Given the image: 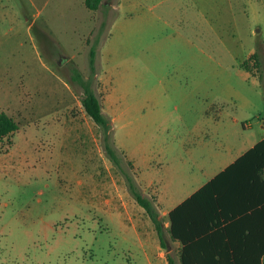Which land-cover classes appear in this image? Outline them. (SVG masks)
Masks as SVG:
<instances>
[{"label":"rangeland","instance_id":"rangeland-1","mask_svg":"<svg viewBox=\"0 0 264 264\" xmlns=\"http://www.w3.org/2000/svg\"><path fill=\"white\" fill-rule=\"evenodd\" d=\"M75 71L159 211L161 170L141 177L129 153L161 169L164 127L208 118L264 133V0H0V111L18 125L0 139V264H134L124 219L149 217L105 153Z\"/></svg>","mask_w":264,"mask_h":264},{"label":"crops","instance_id":"crops-1","mask_svg":"<svg viewBox=\"0 0 264 264\" xmlns=\"http://www.w3.org/2000/svg\"><path fill=\"white\" fill-rule=\"evenodd\" d=\"M208 119L206 125L192 123V128H187L183 133L170 134L168 127H164L166 133L161 135V169L154 168L150 164L141 167L138 159L127 151L134 161L135 168L140 171L141 177L158 169L161 170L159 179L161 193L156 201L161 205L159 212L164 223L166 253L173 258L174 264H181V254L185 247L188 264H197L202 249L207 248L204 240L206 233L201 235V231L210 225V217L207 216L205 195L198 196L181 208L176 217L179 219L178 229L188 239L184 246L180 240L170 236L169 211L184 202L217 173L227 168L264 138V133L257 135L255 131L250 130V123L242 124V128H238L236 118H220L217 121ZM260 128H264V120ZM169 150L175 151L172 162L167 158ZM244 165L240 164L233 168H245ZM260 177L264 180V167ZM248 187L245 184V188L235 190L232 196V200L235 201L234 206L238 204V209H244L250 202L257 205H254L252 214L243 213L240 216L242 220L234 225L230 223L232 228L229 232L238 238L235 244L238 253L247 254L249 259L252 258L253 264L257 263L256 261L258 264H264V208L261 205L264 195L259 187L252 192ZM142 188L145 192V187ZM123 224L132 231L135 238L127 247L133 251L131 263L165 264L163 260L165 251L159 243L157 233L153 234L154 229L149 218L139 216L135 218L129 215L124 219ZM141 227L146 229L145 232ZM214 260L210 258L208 264H214Z\"/></svg>","mask_w":264,"mask_h":264},{"label":"trees","instance_id":"trees-1","mask_svg":"<svg viewBox=\"0 0 264 264\" xmlns=\"http://www.w3.org/2000/svg\"><path fill=\"white\" fill-rule=\"evenodd\" d=\"M100 2L101 0H84L85 6L91 10L96 9L100 5ZM94 55L95 50L91 47L89 50V66L92 72L94 71ZM73 78L82 88L80 102L83 109L101 130L105 153L113 164L121 171L129 194L136 203L143 208L153 223L160 245L166 248L167 245L164 239L163 219L152 199L140 190L130 172L123 168L118 149L111 141V131L113 130L112 121L103 112L100 100L90 85L91 81L84 79L78 71L74 72ZM17 128L18 125L13 118L6 112L0 111V139L13 133ZM240 164H245V168H233ZM263 167L264 138L255 143L248 151L227 168L217 173L194 194L184 200V202L169 211L170 236L173 239L180 240L185 246L188 239H186L178 229L179 219L176 217V214L191 200L200 195H205V205L208 210L207 216L210 217V225L207 226V229L204 228L201 231V235L206 233L204 240L207 248L202 249V255L199 260H197V264H208L210 258L215 259L214 264H253L252 258L249 259L247 254L244 255L236 251L235 244L238 238L232 236L229 231L230 228H232L230 223L234 225L242 220V217L240 216L243 215V213L252 214L254 205L257 204L250 202L248 207L238 209V204L236 207L234 206L235 201L232 200V196L235 190L237 191L238 189L245 188V184L249 186L248 189L250 192L259 187L264 195V180L260 177V172ZM261 205L262 208H264V198L262 199ZM166 260L168 264H174L173 258L169 254L166 255ZM256 262L257 263L255 264H258V261ZM181 264H188L186 247L181 254Z\"/></svg>","mask_w":264,"mask_h":264}]
</instances>
